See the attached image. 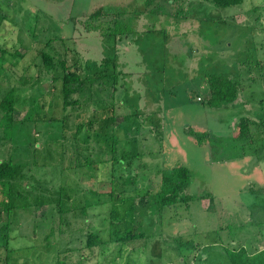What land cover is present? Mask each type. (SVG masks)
Returning <instances> with one entry per match:
<instances>
[{"label": "rangeland", "instance_id": "rangeland-1", "mask_svg": "<svg viewBox=\"0 0 264 264\" xmlns=\"http://www.w3.org/2000/svg\"><path fill=\"white\" fill-rule=\"evenodd\" d=\"M101 4L113 13L91 18ZM111 28L125 70L119 67L121 90L113 101L100 103L117 113L109 128L118 136L117 150L100 153L101 143L93 138L86 149L78 133L82 146L75 154L67 140L77 116L79 122L86 115L92 120V135L99 128L97 116L77 106L62 140V128L51 126L59 122L46 118H64L60 84L34 66L38 57L13 54V45L24 53L28 45L37 51L42 41L55 39L52 44L63 54L96 61L108 51L102 37ZM86 34L92 37L83 40ZM3 40L10 52L0 55V98L15 83L11 78L30 75L40 82L33 89L17 81L21 92L26 89L29 97L52 92L41 98L42 112L31 102L18 106L16 134L7 136L0 127V161H27L12 181L20 194L12 198L14 211L0 209V240L12 250H0V257L8 255V264H233V259L264 264V0L228 7L214 0H0ZM81 42L94 46L90 57ZM210 74L239 84L235 105L207 103ZM242 117L257 123L249 125L251 137L240 140ZM129 149L134 153L111 165V172L97 160L119 158ZM179 165L191 171L187 193L195 199L189 206H153L162 169ZM129 177L136 178L131 185ZM4 188L0 181V208ZM115 191L122 193L118 200ZM114 208L117 216H111ZM118 217L125 222L112 224ZM128 229L147 237L115 242L114 235ZM95 230L106 242L91 249L87 234ZM188 240L196 248L183 243Z\"/></svg>", "mask_w": 264, "mask_h": 264}, {"label": "trees", "instance_id": "trees-1", "mask_svg": "<svg viewBox=\"0 0 264 264\" xmlns=\"http://www.w3.org/2000/svg\"><path fill=\"white\" fill-rule=\"evenodd\" d=\"M216 4L223 5V6H232L237 5L243 2V0H214ZM113 12L106 11L104 7L98 8L95 12L90 14L91 18H98L101 15L110 14ZM113 37L115 39V42L113 40ZM11 38V37H10ZM105 40V50H108L104 52L103 58L99 61H91L84 59H81L75 54H73L71 57L70 55H67V50H65V54L62 52V47L59 49L57 47V43H53V40L55 39H48L43 42V46L39 48L37 51H35L36 46L31 45V47L28 45L27 51L25 53L19 52V45L14 47L13 54L20 55L22 58H30L31 56L38 57V61H34V66L38 67V70L40 68V71L43 70L48 77L46 79L50 78L51 82H58L60 84V91L61 95L63 97V110L65 111L64 118H56L51 116H46L48 119L47 122L53 123V122H59L60 125H51L53 128L54 126L60 127L63 130V134L60 135L64 136L62 140H67V136H65V132H67L68 128V116L70 115V112H72L74 109L79 106L83 112H86L88 108H90V115H96L98 122H99V128L97 130H94V134L92 135L91 130L88 128L90 125H92V120L88 118V115H86L83 120H81L80 115L77 116L78 123L75 124V130L72 131V136H69L68 142L71 143L75 154L79 153L81 150L80 143L77 141L76 138L77 134L80 133L81 137L83 136V140L87 144H83L86 147H88V142L93 139H97L100 141L102 148L100 149V153H103L106 149L110 150V152H115L116 144L118 143V136L109 134V128L112 129L113 123L116 121V115L117 113L110 108H107V106L101 105L100 102L104 101L106 98L113 99L116 97L119 89L120 84V77H121V70L119 68V62H118V48L116 44V33L111 29H108L107 32H103V37ZM15 38H12V40ZM152 40V38H151ZM16 41V39L14 40ZM6 40H3L2 43H0V55L2 57L6 56L8 52H10V49L7 48ZM32 48V49H31ZM104 50V51H105ZM12 54V53H11ZM72 60V62H71ZM84 60V61H83ZM2 66V62H0V67ZM43 68V69H41ZM13 81L16 83L19 81L23 84H31V88L34 89L35 84L40 82L39 78L34 77L33 75H30L29 77H23L20 79H16L15 77L11 78V82ZM207 82L209 84L210 88V94L211 96L207 100V103L210 106L218 107L224 104H236V100L239 97V90L238 87L239 84L226 76H221L218 74H210L207 77ZM15 83H13L12 87L10 86L6 94L0 98V127L4 129V131L8 132L7 136H10L11 134H16L18 125L15 124L13 121L14 118V112L17 108H20L18 106L24 105L27 102H31L32 106L35 107V110L37 112L44 111V103H42L40 100L43 99L47 95H51L52 92H45L42 94V96H38L36 93H34L33 96L29 97V94H25L24 89L22 92L20 91L21 88L18 87ZM27 87V86H26ZM108 92V93H107ZM78 94V96H74ZM126 102H129V99H125ZM126 103L125 101H121ZM115 112V114H114ZM32 113V112H31ZM31 113L29 114L32 116ZM34 116V115H33ZM244 120V124H241L239 134L237 135V138L247 139L250 138L252 133L249 129V125L256 124V119L252 117H242L241 121ZM258 120V119H257ZM69 121V120H68ZM246 121V122H245ZM26 122V121H25ZM260 123V120H259ZM65 130V131H64ZM28 131V132H27ZM25 131V135L29 134V130L27 129ZM27 132V133H26ZM107 132V134H106ZM20 138V135L18 136ZM21 140L23 141V137L21 136ZM54 141H59L54 140ZM26 142V141H24ZM90 144V143H89ZM88 149V148H86ZM133 149H129L124 151L123 156L119 158H111L110 160L103 158V156L98 157L97 160L102 163V166L105 168H109L110 172L112 171L111 165L113 167L115 166V163L117 161L123 162L124 159L127 157L126 155L134 153L132 151ZM137 152V150H136ZM90 158V159H89ZM87 161V163L95 165V160L93 161L91 159V156L88 155V157L83 158ZM77 163V162H76ZM23 164H27V161L25 160H7V161H0V181L4 184V192L7 196L6 199L2 201L4 203V206L0 209L4 208V210H7V212H12L14 208L13 200L12 198L20 195L16 191L13 190V184L12 181L19 178L21 176L20 170L21 167H23ZM92 165V166H93ZM161 189L158 191V193L154 194L153 200V206L157 203V206H161V210L165 208L166 206L176 205L177 203H186L187 206L190 205V202H192L194 196L189 195L187 193V189L192 181V174L190 169L184 166H175L172 169H162L161 173ZM111 179V176H110ZM135 177H129L126 182L127 185H131L135 182ZM122 191V190H121ZM120 192H112V195L114 196V200H118L122 193ZM92 193L99 195L100 193L91 190ZM151 202V200H150ZM160 210V208H159ZM117 216L118 212L114 208L112 210L111 216ZM123 220V221H122ZM112 224H122L125 222L124 219L115 218L110 219ZM114 236H118L115 239V242H122L121 244H129L136 240H144V238L147 237V235L143 231H139L138 229H128L126 235L124 234H117ZM5 237L8 238V234H5ZM181 237L178 236L176 239V242H181ZM106 240L101 235V231L95 230V232H90L87 234V247L93 248V246L100 245L105 243ZM183 243H191L193 245V248H196L197 244H195L192 240L184 241ZM144 244V241H143ZM120 249H124V245L119 246ZM0 250H6V253L12 251L9 248L8 242L6 243L0 240ZM9 263V256L5 255L4 257H0V264H8ZM233 264H255V263H249L246 261H239L236 259H233Z\"/></svg>", "mask_w": 264, "mask_h": 264}, {"label": "crops", "instance_id": "crops-1", "mask_svg": "<svg viewBox=\"0 0 264 264\" xmlns=\"http://www.w3.org/2000/svg\"><path fill=\"white\" fill-rule=\"evenodd\" d=\"M102 6H98V7H105L106 5L105 4H101ZM105 5V6H104ZM72 16V15H71ZM74 30H75V27H74ZM73 30V31H74ZM87 36H85V37H83L82 39L83 40H88L89 38H91L92 36L90 35V34H86ZM75 35L73 34V37H74ZM97 42H99V41H97ZM120 43L122 44V41H121V37H120ZM79 47L81 48V50H83V51H86L88 54H87V57H90L92 54H91V50L90 49H92L94 46L91 44L90 46H89V44L88 43H86V42H81L80 44H79ZM95 48H96V50L98 51V53H100V56L102 55V50H101V48H102V44L99 42V44H97V45H95ZM101 50V51H100ZM27 51V50H26ZM25 53V52H24ZM97 53V54H98ZM75 54V53H74ZM90 55V56H89ZM75 56H77V57H79L80 58V56H81V54H75ZM101 58H103V55H102V57ZM120 58V57H119ZM85 61H87L86 59H84ZM83 60V61H84ZM89 60V59H88ZM101 60V59H100ZM96 61H99V59L98 60H96ZM118 62H119V67L121 66V68L125 65L123 62H121L120 60H118ZM121 62V63H120ZM121 68H120V70H121ZM123 69H124V67H123ZM121 70V71H124V70ZM237 101H238V99L236 100V103H237Z\"/></svg>", "mask_w": 264, "mask_h": 264}]
</instances>
